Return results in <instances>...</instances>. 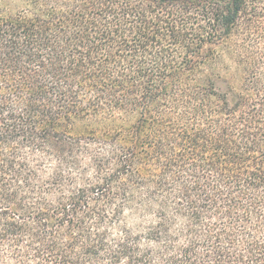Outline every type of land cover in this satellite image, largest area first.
Wrapping results in <instances>:
<instances>
[{
  "label": "trees",
  "instance_id": "1",
  "mask_svg": "<svg viewBox=\"0 0 264 264\" xmlns=\"http://www.w3.org/2000/svg\"><path fill=\"white\" fill-rule=\"evenodd\" d=\"M0 264H264V0H0Z\"/></svg>",
  "mask_w": 264,
  "mask_h": 264
},
{
  "label": "rangeland",
  "instance_id": "2",
  "mask_svg": "<svg viewBox=\"0 0 264 264\" xmlns=\"http://www.w3.org/2000/svg\"><path fill=\"white\" fill-rule=\"evenodd\" d=\"M216 86H217V88H218L219 90H224V89H225V85L222 84V82H219V81H218V83L216 84Z\"/></svg>",
  "mask_w": 264,
  "mask_h": 264
}]
</instances>
